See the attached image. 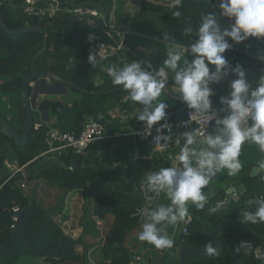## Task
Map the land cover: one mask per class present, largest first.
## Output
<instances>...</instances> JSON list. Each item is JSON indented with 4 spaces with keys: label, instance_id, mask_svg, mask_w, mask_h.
Wrapping results in <instances>:
<instances>
[{
    "label": "trees",
    "instance_id": "trees-1",
    "mask_svg": "<svg viewBox=\"0 0 264 264\" xmlns=\"http://www.w3.org/2000/svg\"><path fill=\"white\" fill-rule=\"evenodd\" d=\"M60 1L97 6L104 12L108 22L115 0ZM218 5L219 0H183L180 8L182 16L175 18L172 16L175 10L172 7L141 1L138 12L123 19L124 28L129 34L153 39H162L163 34L169 33L176 43L187 45L192 37L184 36L183 29L189 24L197 27L201 13L214 10ZM23 8L24 0H0V114L7 119L9 114L5 113L6 108L8 110V105L11 106L14 101L20 103L23 80L33 71L53 73L87 92L97 89L90 73L89 62L91 55L89 46L97 40L90 38L89 35L99 33L96 29L104 27L103 21H97V28L83 21L57 22L60 20L57 18L39 23L37 20L27 18ZM159 15L160 19L157 21L156 17ZM40 24L46 26L32 34H11L3 29V26L7 29H22ZM102 36L100 39L103 41H113L106 34ZM70 38L77 42L75 49L67 48L65 45V39ZM247 41L255 43L258 41L260 48L264 47V40L249 38ZM77 53L79 59L74 57ZM242 61V56L237 54L229 65L234 67L240 64L243 68H255L253 65L241 63ZM261 76L264 75H256L259 79ZM227 84L221 86L222 90ZM167 89L170 91L169 86ZM126 94L127 92L120 91L109 95L100 94L98 98L111 104L109 96H112L116 99L115 104L122 105ZM227 95L225 90L213 95L211 97L213 107H220L221 97ZM4 97L9 100L4 101ZM92 97L96 95L89 98ZM162 98L167 100L165 101L167 104L173 102L165 90L160 99ZM85 101L84 97V101L76 103L81 107V111L75 115L76 133L83 128L84 116L92 111ZM173 103L174 107L169 106L166 110V116L170 115L169 112H179L186 105L182 101ZM62 108L64 106L61 103L47 100L41 105V109L53 113ZM184 113L185 111L169 117L178 119ZM24 120L25 118L22 123ZM9 122L15 128L12 119H9ZM15 130L19 131L16 128ZM48 134L49 130L45 126L33 129L29 133L28 143L19 145L8 134L0 131V264H19L26 256L33 260H42L44 264H73L84 260L77 253V248L83 245V240L74 239L66 234L56 221L62 214V204L54 209H48L39 198L29 197L21 189L25 177L30 183L34 182L35 186L43 180L66 193L83 190L88 196L93 197L98 219L114 217L102 250L103 259L109 264H180L179 249L183 246H188L183 253L184 264H264V259H256L254 254L264 245V222L243 225L239 220L240 212L246 209L255 210V205L247 204L248 200L264 196V170L253 175L252 166H245L235 177H229L227 173L218 176L210 185L214 195L209 198L205 208L193 212V218L187 225L188 234H184L182 230L175 233V226L168 228L174 241L172 248L156 249L146 243L153 258L150 259L146 254L141 262H133L126 241L143 225L133 217L145 204L140 194V186L146 182L145 178L149 173L158 171V164L155 161L134 159L126 170L122 166L108 170L105 164L114 162L115 159L110 148L112 145L108 143L102 147L106 148L107 152L101 153V161L94 164L91 163L89 156H79L73 151H66L60 156L46 154ZM73 163H76L75 166ZM10 164L17 169L23 168L26 175L21 172H10L8 167ZM223 182L227 183L226 187H220V183ZM231 187L241 190L238 201L232 200L227 194ZM223 201L227 203L222 204L220 212L209 213V208ZM16 207L20 211L24 210L21 232L15 239H11L15 231L12 226L16 225L17 228L14 221L16 214L13 212ZM209 241L218 250L219 255L209 257L204 253L202 246ZM242 241L251 244L247 253L243 250L240 253L235 251Z\"/></svg>",
    "mask_w": 264,
    "mask_h": 264
},
{
    "label": "clouds",
    "instance_id": "clouds-1",
    "mask_svg": "<svg viewBox=\"0 0 264 264\" xmlns=\"http://www.w3.org/2000/svg\"><path fill=\"white\" fill-rule=\"evenodd\" d=\"M182 4L183 0H172L173 17L182 16ZM219 18H228L232 21L231 27L222 30ZM183 35L192 37L187 45L169 42V33L163 34L166 56L159 69L137 60L106 69L112 84L121 86L127 98L139 105L134 117L142 122L145 135L151 136L154 126L165 121L153 136L155 148H166L172 141L179 145L183 141L173 166L162 167L145 178L148 192L155 196H148L140 209L144 223L138 238L156 249L173 247L174 241L167 235L169 226L189 218L190 205L197 211L205 208L214 195L210 185L220 174L226 172L229 177L239 174L242 145L254 144L264 153V76L253 87L243 66H230L224 55L233 44H241L249 38L264 40V0H219L214 10L201 13L197 27L186 26ZM258 59L264 63V52ZM89 62L94 67L96 55H90ZM209 65L214 66L211 72ZM169 73L175 93L190 109L189 120L182 121V126L188 128L192 122L199 125L175 139L171 135L172 126L166 122L169 105L160 99ZM230 74L236 79L230 81L229 95L220 99L221 105L226 107L215 109L210 85L220 83ZM164 130L168 134H163ZM259 166L264 168V160ZM161 194L170 203L154 206L152 200ZM224 203L227 201L217 202L208 209L209 213L220 212ZM247 204L255 205V210L240 212V223L264 222V196L250 199ZM202 247L209 257L219 255L211 241ZM250 248L249 242L242 241L235 251L247 253Z\"/></svg>",
    "mask_w": 264,
    "mask_h": 264
},
{
    "label": "crops",
    "instance_id": "crops-1",
    "mask_svg": "<svg viewBox=\"0 0 264 264\" xmlns=\"http://www.w3.org/2000/svg\"><path fill=\"white\" fill-rule=\"evenodd\" d=\"M141 1H148L150 3L165 7H171L172 4V0H115L113 12L111 14L110 20L107 22L108 26H110V28L125 27L123 23V19L128 16H134L140 8ZM156 19L157 21H159L160 15L156 17ZM97 21L98 20H95L96 23ZM96 23L94 26H92L93 28H97ZM103 29L104 28H100V29L97 28L96 30H98L100 34L94 32L90 34L89 37L93 38L94 40L100 39L101 37H103L102 34H105ZM132 36H134L135 38L143 37L140 35H132ZM147 38L148 39L145 40L131 39V41L127 43L128 45L127 47L134 49L135 51L146 57L154 65L156 69H159L162 66V64L159 63V60H163L160 58L161 57L160 54L166 52L165 41L162 39H153L149 37ZM76 44L77 42L73 38L65 39V45L67 48L75 49ZM155 50L159 52L157 53ZM124 52H128V53L125 54ZM120 54L117 56H113L105 61H100L96 59L97 62L94 67L90 63V67H91L90 73L92 74L93 77L92 78L93 83L97 88L93 92H87L77 87L76 85L75 87L70 86L67 87L66 89L64 86L60 85L58 82L52 79H49L47 81V84H41L38 88V91L40 92L38 97V107L40 108L41 111H45L47 113L45 115V119L47 121L43 123L41 121L42 118L40 113L35 112L34 114L35 129L37 130L41 126H45L48 128L49 131L50 130H57L60 132L75 131L76 129L75 115L81 111V107L77 106L76 103H81L82 101H84V97H85L86 99L85 102L89 107H91L92 111L91 113L84 116L83 118L84 120L82 122L83 127L91 119H100L105 124L108 133L116 136L114 139L108 140L109 142L105 141V142L97 143L89 149V151L85 156L90 157L91 163L94 164L97 161H101L100 158L101 153L104 154L107 152V149L102 147L108 143L112 145V147L110 146V148L115 157L114 162L110 161L108 164H105V167L108 170H112L118 166H122L124 170H126L128 168L129 163L134 159L155 161L158 164V170L162 167H171L173 166L174 162L169 161L167 155H160L158 153H153L146 142L141 141L137 137L128 134L131 131L136 130L140 126V121H138L134 117V115L137 113L139 108L138 104H135L130 99H128L127 94L123 99L122 105L115 104L116 99H114V97L112 96H109V98L111 99V104L107 103V101L105 100L98 98L100 94L109 95L113 92L123 91L121 87L118 88V86L112 84L111 77L107 74L106 71L108 67H111L113 65L117 67H122L124 64L133 62L134 59L140 61L135 56H133L129 51H123L122 55ZM155 56L158 57L156 60H155ZM74 57L75 59H79V54L78 53L75 54ZM225 57L229 64L234 59L233 55H225ZM241 63L247 65L246 60H243ZM209 68L211 72L214 69V66L209 65ZM56 78L61 79L57 76ZM171 78H172L171 73H169L168 83L166 87L167 88L168 86L170 87V91L169 90L168 91L172 97L168 94L167 95L170 98H172L173 102H181L178 96L174 93L175 90L172 87L173 82ZM247 78L249 83L253 87H255L256 83L259 81V78L256 77V75L249 76ZM34 85H35L34 82L31 83V91L34 90ZM224 90L229 95L231 91L230 83H228L227 86L223 88V90L221 87H218L213 92L214 95H216ZM91 95H96V97L89 98ZM46 100L50 102L61 103L64 106V108L59 110L57 113H53L51 111L41 109L42 103ZM164 100L167 101L166 99ZM173 102H170L168 105L170 107H174ZM14 104L16 105L15 108L13 107ZM5 113L9 114L8 119H12L15 128L20 130V128L24 123V122L22 123V121L25 118V111H23V109L21 108L20 103L14 101L13 104L11 105V109L7 110L6 108ZM179 113L180 111L177 113L169 112L170 114L169 116H173V115L175 116ZM177 135H179V133L176 134L173 138L175 139ZM118 139L120 140V146L119 148H115V150H113V145ZM182 143L183 141H181V144L177 145L173 141L174 144L173 154L175 156L179 153L180 150L179 148L182 146ZM239 159L242 164V168L245 166H252L253 175H257L264 170V168H261L259 166V162L264 160V153H261L259 151L258 146L254 144L245 143L244 145H242ZM15 169L16 167L12 168L14 172ZM23 171L26 172L24 169ZM226 185L227 183L225 182L220 183V187L221 186L226 187ZM32 186H35L34 182L30 183L29 188ZM38 186H40L39 189L41 190V193L39 194L41 196L44 195V197H46V200H51L55 197L56 199H59L58 201L59 204H62L63 207L62 214L58 216L56 221L58 224L61 225L64 232L70 235L74 239L81 238L83 240V245H80L77 248V253L82 256L87 252V255L89 257L90 252L93 251V254L97 252L96 256L99 259L98 261L99 263L96 264H109V262L103 259V254H102L103 248L98 249V251H95L97 248L96 245H94L93 250L90 249L88 251L87 248L92 246L93 241L99 240L98 238L96 240H93V237L96 236L98 237V233L94 231V227L97 226L96 229L100 231L102 230V227H104L106 231L110 232L114 222V217L107 216L104 220L98 219L95 214L96 212H95V204L93 197H91L90 199L92 206H89L86 199L83 196L84 194L74 193L76 190L66 193L64 190H61L58 187H54L50 183L43 180L40 181L37 187ZM30 195H34V194H30ZM169 203L170 201L166 197H164L160 205H166ZM44 205L46 204L44 203ZM55 207L56 205L50 208L54 209ZM195 210L196 209L190 205V212H189L190 219L193 218V212ZM99 222L100 225H98ZM183 223L184 221L178 223V225H180V228L183 225ZM170 227L173 226H169V228ZM142 230L143 229L140 228L139 230L134 231L126 241V247L130 251V255L132 257L133 262H137L136 261L137 257H144L147 253L149 254V252L151 251L149 247L148 248L146 247L145 245L146 242H142L138 238ZM167 235L172 239V235L170 234L169 230H167ZM89 262L91 264H95L93 263V261H89Z\"/></svg>",
    "mask_w": 264,
    "mask_h": 264
},
{
    "label": "built area",
    "instance_id": "built-area-1",
    "mask_svg": "<svg viewBox=\"0 0 264 264\" xmlns=\"http://www.w3.org/2000/svg\"><path fill=\"white\" fill-rule=\"evenodd\" d=\"M23 13L27 18L31 20H37L39 23L50 19L75 17L78 22L83 21L90 26H94L96 23L95 20H101L104 24V33L108 35L113 41L106 42L98 39L95 43L89 46L90 54L96 55V59L100 61H105L113 56L119 55L123 51H127L126 47L129 32L124 27L110 28V26H108V23L106 22V16L104 12L97 6L86 4L78 5L73 2L63 3L60 0H24ZM225 19L228 20V18ZM229 24L231 25L232 21H229ZM257 42L255 43L254 41H244L243 43L238 45L233 44V46L228 51H226L224 55H233V58H235L237 54H240L244 58L243 60L247 61V65H253L255 68H264V63H262L258 59V55L261 52H264V47L260 48L258 44L259 42ZM8 100V98L4 97V101ZM222 107L226 106L220 105V107L215 109H220ZM8 109H11L10 105H8ZM189 112L190 109L186 110L184 115L178 119H172L169 116H166V122L172 126L171 135L173 137L181 131L192 130L195 127H199V125H196L195 122H192L191 126L188 128L182 126V121L189 120ZM224 114L225 113H220L221 116H223ZM164 123L165 121H161L158 125L154 126L151 136H147L144 134V127L142 122H140V126L136 130H133L128 134L137 137L141 141L146 142L153 153L167 155L169 161L175 162L176 156L173 154V141L170 142L168 147L166 148H155V144L153 142V136L157 134L156 128L160 127ZM213 126L214 122L213 124L209 125L210 130ZM163 134H168L167 130H164ZM115 137V135L108 133L105 124L100 119H91L84 125L79 133H76L75 131L60 132L57 130H50L46 138V145L48 147V151L46 152V154H55L60 156L66 151H73L76 155L85 156L93 145L114 139ZM19 172L25 174L23 168L15 169V173ZM29 185L30 182L25 177L24 181H22L21 183V189L27 191L29 189ZM140 194L142 195L145 203L147 202L148 196H155L154 193L148 192L146 188V182H144L140 186ZM240 195L241 190L234 187L230 197L232 200L238 201ZM164 197L166 196L164 194H161L159 197H155L151 203L154 206L160 205ZM141 208H139L135 212L133 217L138 219L140 223H144L143 215L140 212ZM13 212L16 214L14 221L15 223H17L18 214L21 211L18 207H16L13 209ZM190 222L191 219L189 218L184 221L181 228L180 225H175V233L179 230H182L184 234H188L187 225ZM98 225H100V222L98 223ZM12 229L15 230L16 225H13ZM254 254L256 259H264V255L262 254V247L257 249ZM147 255L150 259L153 258L151 254L147 253ZM136 261L141 262L142 257H137Z\"/></svg>",
    "mask_w": 264,
    "mask_h": 264
},
{
    "label": "water",
    "instance_id": "water-1",
    "mask_svg": "<svg viewBox=\"0 0 264 264\" xmlns=\"http://www.w3.org/2000/svg\"><path fill=\"white\" fill-rule=\"evenodd\" d=\"M219 19H220V26H221L222 30L225 28L231 27V25L229 24V21L227 19H225V18H219ZM73 21H77V19L75 17L63 18L57 22H73ZM45 26L46 25L41 24V25H38L35 27L27 26V27L22 28V29H7L3 26V29L5 30V32L11 33V34H32V33L41 31L42 28ZM162 40H164V37L162 38ZM169 42L176 43L174 37H172V36H170ZM126 49L133 56H135L137 59H139L140 61H144L146 66L148 64H151L152 68L156 69L154 67V65L146 57H144L143 55H141L140 53H138L137 51H135L129 47H126ZM243 69H244L247 77L254 76V75H264V68H261V67L260 68H248L247 67V68H243ZM49 79H52V80L58 82L60 85L64 86L66 89H67V87H70V86L75 87V84L72 82L57 79L53 73L33 71L32 73L27 75L23 80V86H22L21 96H20V106L25 111V120H24V123H23L22 127L20 128V130L19 131L15 130V128L13 127V125H11L9 120L0 114V126H1L0 131L8 134L19 145H26L28 143V140H29V133L33 129H35V118H34L35 112L40 113L41 118H42L41 121L43 123H45L47 121L45 119V115L47 113L45 111H41L40 108L38 107V97L40 94V92L38 91V88L41 84H47V81ZM234 79H236V77L234 75L230 74L228 78L224 79L220 83L210 85V88L214 91L218 87H221L227 83H230V81L234 80ZM33 82L35 83L34 90L31 91V83H33ZM165 92L171 96L167 87L165 88ZM174 93H175V91H174ZM175 94L177 96L179 95L178 93H175ZM186 110H188L187 105H185L180 110V113H182ZM186 131H191V130H186ZM186 131H181L179 134L186 132ZM119 146H120V140L118 139L115 142V144L113 145V150H115V148H119ZM75 164L76 163H73V165H75ZM10 172L13 173V170L11 168H10ZM233 188L234 187L230 188L227 191L228 195H231ZM23 212H24V210L18 214L17 228L13 232L11 239H15L21 232L20 226H21V220H22ZM95 214H96V216L98 215L97 212ZM187 249H188V246H183L179 249V256H180V261H181L180 264H184L183 253ZM262 254L264 255V245L262 246Z\"/></svg>",
    "mask_w": 264,
    "mask_h": 264
},
{
    "label": "rangeland",
    "instance_id": "rangeland-1",
    "mask_svg": "<svg viewBox=\"0 0 264 264\" xmlns=\"http://www.w3.org/2000/svg\"><path fill=\"white\" fill-rule=\"evenodd\" d=\"M131 39H143V40H145V39H148L146 36H143V37H139V38H135L134 36H132V34H129L128 35V42L127 43H129L130 41H131ZM128 46V45H127ZM132 49V48H131ZM134 50V49H133ZM157 53L159 52V51H157V50H155ZM125 54H127L128 52H124ZM120 55H122V53L120 54ZM161 55V59H165V56H166V52H164V53H161L160 54ZM158 57H156L155 56V60L157 59ZM159 58V59H160ZM243 58V57H242ZM244 59V58H243ZM163 60H159V63L160 64H162L163 63ZM171 76H172V74H171ZM172 79V78H171ZM13 104V103H12ZM14 108L16 107V105L14 104V106H13ZM9 167H11V168H13V167H15V166H13V165H11L10 164V166ZM216 179H218V177L216 178ZM215 179V180H216ZM40 188V186H32V187H30L27 191H25L26 193H27V195L29 196V197H37V198H39L42 202H44L46 205H44V206H46L47 208H50V207H52V206H55L56 205V207L58 206V204H59V199H56L55 197L53 198V199H51V200H46V197H44V195L43 196H41L39 193H41V190L39 189ZM74 193H81V194H84L83 196H84V198L86 199V201H87V203H88V205L89 206H92L91 205V197L90 196H88L87 195V192H84L83 190H76ZM30 194H34V195H30ZM49 198V197H48ZM43 203V204H44ZM50 209H52V208H50ZM97 227V226H96ZM96 227H94V231L95 232H97L98 233V237L96 236V237H93V240H96L97 238L99 239L98 241H93V244H92V246H90L89 248H87V247H85V248H87L88 249V251L90 250V249H92L93 250V248H94V245H96V250L95 251H98V249H100V248H103L104 247V245H105V243H106V239H107V236H108V232L109 231H106L105 229H104V227H102V230L100 231V230H98V229H96ZM97 255V252L95 253V254H93V251L92 252H90V258L88 257V255H87V252H86V254H83L82 255V257L84 258V260L83 261H78V262H76V263H73V264H88V263H90L89 261H93V263H99L98 261H99V259H98V257L96 256ZM85 258H86V260H85ZM19 264H44V262L42 261V260H33L30 256H26V257H23L21 260H20V263ZM91 264V263H90Z\"/></svg>",
    "mask_w": 264,
    "mask_h": 264
}]
</instances>
